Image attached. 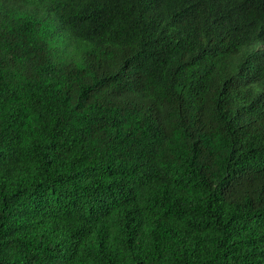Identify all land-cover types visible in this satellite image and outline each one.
Here are the masks:
<instances>
[{"label":"trees","instance_id":"trees-1","mask_svg":"<svg viewBox=\"0 0 264 264\" xmlns=\"http://www.w3.org/2000/svg\"><path fill=\"white\" fill-rule=\"evenodd\" d=\"M0 264H264V0H0Z\"/></svg>","mask_w":264,"mask_h":264}]
</instances>
